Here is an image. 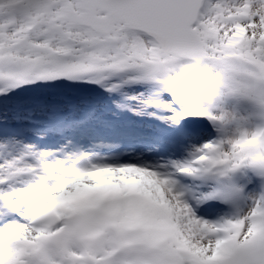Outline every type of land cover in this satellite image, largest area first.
<instances>
[{"label": "snow or ice", "instance_id": "6c2138e0", "mask_svg": "<svg viewBox=\"0 0 264 264\" xmlns=\"http://www.w3.org/2000/svg\"><path fill=\"white\" fill-rule=\"evenodd\" d=\"M0 264H264V0H0Z\"/></svg>", "mask_w": 264, "mask_h": 264}, {"label": "rangeland", "instance_id": "374dc122", "mask_svg": "<svg viewBox=\"0 0 264 264\" xmlns=\"http://www.w3.org/2000/svg\"><path fill=\"white\" fill-rule=\"evenodd\" d=\"M141 123V124H140ZM145 122H142V121H140V122H138V125H143Z\"/></svg>", "mask_w": 264, "mask_h": 264}]
</instances>
